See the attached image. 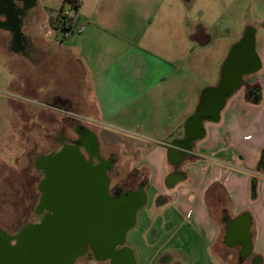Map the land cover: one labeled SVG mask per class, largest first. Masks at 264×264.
Wrapping results in <instances>:
<instances>
[{"label":"crops","instance_id":"1","mask_svg":"<svg viewBox=\"0 0 264 264\" xmlns=\"http://www.w3.org/2000/svg\"><path fill=\"white\" fill-rule=\"evenodd\" d=\"M75 1L64 10V0H0V22L12 18L14 26H0V62L10 87L29 99L13 103L15 123L46 127L44 118L53 116V127L63 130L47 141L75 137L71 124L91 134L108 163L109 191L143 192L136 215L149 204L145 231L157 247L143 264H179L169 247L177 236L202 239L212 264H252L254 257L264 264V173L253 172L264 152V29L245 24L241 34L233 22L239 0H229L226 11L225 0ZM62 5L77 31L54 29ZM247 30L252 73L225 97L216 118L191 121ZM251 82L261 87L256 103L245 97ZM126 151L136 159L133 168L119 156ZM242 219L250 223V243L227 244L225 233ZM125 247L131 264H140Z\"/></svg>","mask_w":264,"mask_h":264},{"label":"water","instance_id":"2","mask_svg":"<svg viewBox=\"0 0 264 264\" xmlns=\"http://www.w3.org/2000/svg\"><path fill=\"white\" fill-rule=\"evenodd\" d=\"M244 45L252 49L251 33H245L230 50L224 68L239 58ZM241 75L242 69L234 73L232 89L238 86ZM221 84L204 95L191 121L217 117L226 97ZM212 96L216 102L210 100ZM53 162L60 172L58 177L53 176L51 185L53 213L12 235L0 228V264H73L85 255L87 245L96 259L120 264L122 250L116 247L124 245L128 230L135 224L136 211L145 201L143 192L112 197L106 165L90 164L79 148L66 146ZM126 249L125 261H130Z\"/></svg>","mask_w":264,"mask_h":264},{"label":"rangeland","instance_id":"3","mask_svg":"<svg viewBox=\"0 0 264 264\" xmlns=\"http://www.w3.org/2000/svg\"><path fill=\"white\" fill-rule=\"evenodd\" d=\"M227 2L229 0L224 1L223 11L224 9L226 11L228 7ZM68 7V2H66L64 10ZM55 9L59 10L58 7H55ZM237 12L233 22L238 24L241 34L245 24H252L260 30L264 29V0H239ZM198 16L202 24L205 25V22H207L205 15L198 14ZM227 18L228 16L224 17L225 21ZM3 59L1 58L0 62V138H7L12 133L9 131L13 129L6 128L3 123L9 119L15 123L18 118L17 114H19L18 106L13 105V103H24L29 99L23 91L10 87L8 69L5 67L6 64L2 63ZM22 114L25 116V112ZM44 119L49 122L46 127H41L39 124H26L27 127L32 126L24 128L28 131V135H25L23 129L19 128L17 132L12 133V137H15L14 147L11 145L5 149L2 147L3 144L0 145V150H2L0 152V228L10 235L15 234L24 226L38 221L42 215L38 207L41 197V191L39 190L41 172L36 166L37 157L58 148L55 142L44 141L48 140V136H52V131L55 132L61 129L53 127V124H55L54 121H51L54 119L53 116L50 115ZM66 128L65 130H67ZM67 134L70 135V133ZM26 136L31 138L28 139L29 141H25L27 143L21 141ZM40 140L42 143L39 142ZM131 143L133 145L145 144L137 141V139L131 140ZM119 156L121 158L128 156L123 159H126L125 161L133 168L136 159L131 158V153L126 151L125 154L119 153ZM148 206L149 204L139 210L136 215V222L129 229L125 238V245L136 252L140 264L147 262L157 247L149 239V230L145 231L149 221L144 220L143 213L148 209ZM180 237L177 236L169 244V247L172 248L170 252L174 255L173 260H176L179 264H212V255L207 249V243L199 237L192 236L188 240ZM93 259L91 253H86L73 264H89Z\"/></svg>","mask_w":264,"mask_h":264},{"label":"flooded vegetation","instance_id":"4","mask_svg":"<svg viewBox=\"0 0 264 264\" xmlns=\"http://www.w3.org/2000/svg\"><path fill=\"white\" fill-rule=\"evenodd\" d=\"M3 25H8L10 27H14L13 26V20L12 18H7L5 21L0 22V26ZM251 33L250 30H247L245 33ZM18 44V41H16ZM252 52V54H251ZM251 54V55H250ZM253 55H255V53L253 52V50L251 49V47H248L247 45H244L241 49H240V53H239V58L226 65V67L224 68L223 65V73H222V78L220 80V82L218 83V85L220 83H222L221 85H223L222 90H224L222 93H224V95H228L230 92L229 90L232 89V87L235 84V77H234V73L237 72L239 69H242L243 71V75H241L240 79H239V84L237 86L240 87L242 84V77L245 75H249L250 73H252V69H253V61H252V57H254ZM245 57V59H244ZM227 59V58H226ZM244 60L247 61L244 62ZM249 61V62H248ZM252 65V66H250ZM234 80V81H233ZM217 85V86H218ZM221 90V91H222ZM226 90V91H225ZM221 91H219V94L221 93ZM229 92V93H228ZM228 93V94H227ZM260 95H261V87L260 84L258 82H251L250 84L247 85V88L245 90V97H247L248 99H250L253 102H258L260 100ZM3 124H5L6 128H12V133L17 132V129H23V133L26 135L28 133V131L26 129H24L26 126V122H20V124L14 123V121H12L11 119L6 120V122H4ZM72 129L75 130L77 132L76 136L73 138H69V137H57V138H53L52 140L58 145V148H56L55 150H51L49 152H47L46 154H42L39 157H37V167L38 169H40L41 172V176H40V183H39V190L41 191V197L39 200V205L38 207L40 208L39 210L42 212V215L40 216L43 218H46V215H50L53 213V208H52V191H51V185H53L55 179L53 178V176H59L60 172L57 169H54V162L53 159L55 157V155L60 152L61 150H63L64 148H66V146H71L74 148H79L80 150H82L86 156V160L89 161L90 164H98V163H103L105 165H108V163L106 161H103L102 159L99 158L97 151H96V147L94 144V141L92 139V136H90L91 134H89V132L87 130H85V128L83 126H77V125H72ZM32 127V126H28L27 128ZM63 129H61L62 131ZM12 133L11 135L7 136V138H0V145H2V147H4L5 149L10 147L11 145L14 147L15 145V137H12ZM28 135V134H27ZM29 136H26L25 138H22L21 141L25 142L28 139H31ZM63 138V139H62ZM29 141V140H28ZM31 141V140H30ZM38 143V141H36ZM40 143H42V141H39ZM44 142H48V141H44ZM27 143V142H25ZM8 146V147H7ZM1 149V148H0ZM2 150H0L1 152ZM29 163H31V161H29ZM254 174H259L261 175V173H264V152L262 151L261 156L258 160V163L256 165L255 170L253 171ZM254 182L256 183V181L254 180ZM89 192L93 191V187L90 184V187L88 188ZM131 192H137L127 189L125 191H122L121 189H119L117 186H111V189L109 191L110 195L112 197L115 198H119L122 195H127L128 193ZM249 221L247 219H242L238 226L235 227V230H233V232H226L225 233V237H224V241L227 244H231L234 240H239L243 243V246L246 247V245H248L250 242V239L252 237L251 232L249 231ZM104 235V234H102ZM116 249L122 250V252L120 253L119 257V263L120 264H130L128 260L125 261V257L127 254V249L125 247V242L123 246H117ZM86 253H91V255H93V257L95 258L94 254L92 253V251L90 250L89 246H86ZM260 259L257 257L253 258L252 264H259Z\"/></svg>","mask_w":264,"mask_h":264},{"label":"built area","instance_id":"5","mask_svg":"<svg viewBox=\"0 0 264 264\" xmlns=\"http://www.w3.org/2000/svg\"><path fill=\"white\" fill-rule=\"evenodd\" d=\"M54 19L53 27L59 34H68L80 28L74 19L63 10L58 11V13L54 15Z\"/></svg>","mask_w":264,"mask_h":264},{"label":"trees","instance_id":"6","mask_svg":"<svg viewBox=\"0 0 264 264\" xmlns=\"http://www.w3.org/2000/svg\"><path fill=\"white\" fill-rule=\"evenodd\" d=\"M66 2H72L73 4H76L75 0H64V3H66ZM62 9H63V5L59 9V11ZM54 20H55L54 17H52V19H51L52 23L54 22ZM251 193H252V197H254L256 194V184L254 181H252V184H251Z\"/></svg>","mask_w":264,"mask_h":264}]
</instances>
